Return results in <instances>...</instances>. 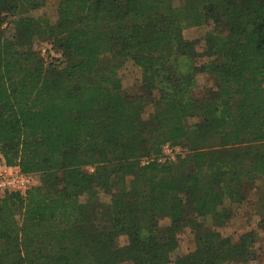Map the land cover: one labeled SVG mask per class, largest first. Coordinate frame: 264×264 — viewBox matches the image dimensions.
Segmentation results:
<instances>
[{"label": "trees", "instance_id": "16d2710c", "mask_svg": "<svg viewBox=\"0 0 264 264\" xmlns=\"http://www.w3.org/2000/svg\"><path fill=\"white\" fill-rule=\"evenodd\" d=\"M42 8L54 19L32 15ZM40 41L61 58L46 61ZM127 61L161 105L148 117L143 99L120 93ZM201 75L212 85L196 97ZM167 143L188 154L142 164ZM0 156L41 177L25 195L0 192V264L254 260L253 231L232 242L205 221L227 224L264 180V0H0ZM96 206L111 235L96 228ZM255 206L261 227L264 190ZM185 220L196 248L173 260Z\"/></svg>", "mask_w": 264, "mask_h": 264}, {"label": "rangeland", "instance_id": "374dc122", "mask_svg": "<svg viewBox=\"0 0 264 264\" xmlns=\"http://www.w3.org/2000/svg\"><path fill=\"white\" fill-rule=\"evenodd\" d=\"M44 13H48L49 16L54 19L55 12L51 8H42L39 10H36L32 12V15L35 16H42ZM11 21V20H9ZM12 25L10 23H7L4 25V28L7 30L12 29ZM210 27L204 26V27H190L185 30V37L187 39H195V38H203L205 36V33L208 31ZM46 41H40L36 45L37 51L41 53V48L46 45ZM48 54L50 55L49 59L46 61H50L51 58H61V55L58 52H55L54 50H49ZM68 57L65 58V56H62V61L67 62ZM202 61H206V59H202ZM103 62L105 63H111L113 62V59L109 56L107 57ZM120 77H121V89L120 93L126 97L127 99H143L147 109L146 117L149 116V114L157 109L161 108V105L157 99V96L155 94L150 95L147 93V91L141 87V77H142V71L139 67L135 66L133 62L127 61L120 69L119 71ZM198 86H196L195 89H193V94L196 97H202L206 93V89L209 88L212 85V80L210 77L206 76H199L198 77ZM199 119L197 118H189L187 120L188 125H195L198 123ZM176 147H179V149L182 151L178 156L177 159L172 162L175 163L179 159H183L188 154V150L181 146L176 145ZM93 169V170H91ZM189 170H191L190 167H188ZM87 171L93 172L94 168H87ZM35 186L38 185L41 181V177L39 174H35ZM259 190L258 191H252L249 194V199L247 203L236 205L233 207L234 211V217H237V220L233 222H228L224 226L221 227H215L211 223V219L207 218L205 223L207 226V229H215L220 232V234L224 238L230 239L232 242H237L241 235L249 232H254V236L256 237V241L254 244V251L255 256L254 260L249 262H239L235 264H264V232H262L259 229V224L255 223L256 218H258L260 215V210L255 206L257 203V198L259 193L264 190V180L258 181L257 183ZM117 194V192L115 191ZM101 198L104 202L110 201V196L105 195L104 193L101 194ZM190 217V215H189ZM243 217H245V220L243 221ZM250 217L248 220H251L253 218V222L249 223L246 221V218ZM252 217V218H251ZM93 219L96 228L104 235H111L112 234V225L108 218L107 212L102 209L100 206H96L93 214ZM161 226H170L171 221L169 218H164L160 222ZM202 227L200 229H197V231H204L206 228L201 225ZM176 238L178 240V247L177 249L172 253V259H176L177 257L187 255L190 252H193L196 248V230H194L189 222H182L175 232ZM113 242L117 247H122L127 245L128 238L127 236L119 235L113 237Z\"/></svg>", "mask_w": 264, "mask_h": 264}, {"label": "built area", "instance_id": "2783aa9c", "mask_svg": "<svg viewBox=\"0 0 264 264\" xmlns=\"http://www.w3.org/2000/svg\"><path fill=\"white\" fill-rule=\"evenodd\" d=\"M52 50V45L46 43L41 48V55L45 60L49 59L48 51ZM182 151L179 147L169 143L162 147L161 155L158 157H147L142 159V164H149L151 161L157 160L159 163H172L177 159V156ZM93 170V169H91ZM35 174L23 173L17 165H8L5 159L0 156V192L5 193H20L25 195L27 191L35 186Z\"/></svg>", "mask_w": 264, "mask_h": 264}, {"label": "crops", "instance_id": "0c3cea01", "mask_svg": "<svg viewBox=\"0 0 264 264\" xmlns=\"http://www.w3.org/2000/svg\"><path fill=\"white\" fill-rule=\"evenodd\" d=\"M245 203H247V201H245V202H243L242 204H245ZM250 217H248V218H246V221L247 222H249V223H252L253 222V218L251 219V220H248ZM243 219V221L245 220V217H243L242 218ZM237 220V217H232L231 218V220L229 221V222H235ZM262 221V218H261V216H259L258 218H256V220H255V223H257V224H259L260 225V222ZM259 229L262 231V232H264V225L263 226H261V227H259ZM263 247H264V245H262Z\"/></svg>", "mask_w": 264, "mask_h": 264}]
</instances>
